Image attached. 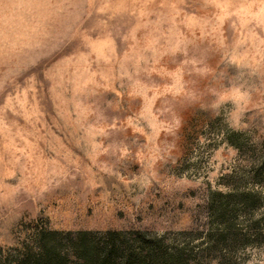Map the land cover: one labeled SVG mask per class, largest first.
<instances>
[{"label": "rangeland", "instance_id": "1", "mask_svg": "<svg viewBox=\"0 0 264 264\" xmlns=\"http://www.w3.org/2000/svg\"><path fill=\"white\" fill-rule=\"evenodd\" d=\"M83 229L264 264V0H0V264Z\"/></svg>", "mask_w": 264, "mask_h": 264}, {"label": "trees", "instance_id": "2", "mask_svg": "<svg viewBox=\"0 0 264 264\" xmlns=\"http://www.w3.org/2000/svg\"><path fill=\"white\" fill-rule=\"evenodd\" d=\"M70 234L67 232L65 245L55 239H41L39 250L30 251L15 264H189L188 257L167 252L159 239L142 232L135 238L114 229L103 231L96 239L85 229Z\"/></svg>", "mask_w": 264, "mask_h": 264}]
</instances>
